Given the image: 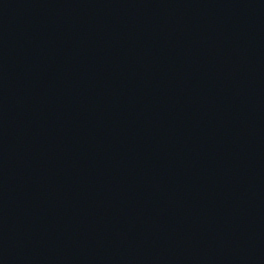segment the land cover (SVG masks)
<instances>
[{
	"label": "water",
	"instance_id": "obj_1",
	"mask_svg": "<svg viewBox=\"0 0 264 264\" xmlns=\"http://www.w3.org/2000/svg\"><path fill=\"white\" fill-rule=\"evenodd\" d=\"M0 264H264V0H0Z\"/></svg>",
	"mask_w": 264,
	"mask_h": 264
}]
</instances>
